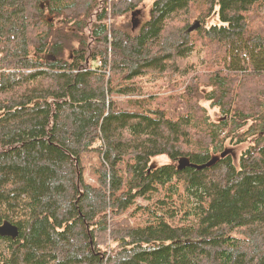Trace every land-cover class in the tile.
Returning <instances> with one entry per match:
<instances>
[{
	"label": "trees",
	"instance_id": "obj_1",
	"mask_svg": "<svg viewBox=\"0 0 264 264\" xmlns=\"http://www.w3.org/2000/svg\"><path fill=\"white\" fill-rule=\"evenodd\" d=\"M109 1L0 0V264H264V0Z\"/></svg>",
	"mask_w": 264,
	"mask_h": 264
},
{
	"label": "rangeland",
	"instance_id": "obj_2",
	"mask_svg": "<svg viewBox=\"0 0 264 264\" xmlns=\"http://www.w3.org/2000/svg\"><path fill=\"white\" fill-rule=\"evenodd\" d=\"M148 17V12H147V6H145L143 4V6L141 8H139L137 11H136V14H135V17H134V21H135V26H134V30H138L139 28V25L143 24L146 19ZM215 24L216 23V20L214 19L213 22L212 20L210 21V24ZM194 23H192L193 25ZM181 75H182V86L178 89H181L187 82H188V77L186 76V71L185 69L181 72ZM178 76H176L177 78ZM209 114H210V117H211V120L213 122H217L219 120H222L224 117L223 115L218 112L217 110L215 109H210L209 110ZM249 144H243V145H240L238 147H234V148H228V150L230 149V151L232 152V154H234V161H238L239 159V155L241 154V152L248 146ZM169 162V159L167 156H157L155 158H153L151 160V167L152 168H157L161 165H164V164H167Z\"/></svg>",
	"mask_w": 264,
	"mask_h": 264
},
{
	"label": "water",
	"instance_id": "obj_3",
	"mask_svg": "<svg viewBox=\"0 0 264 264\" xmlns=\"http://www.w3.org/2000/svg\"><path fill=\"white\" fill-rule=\"evenodd\" d=\"M199 23L195 22L190 29L188 30V32L196 30L198 27ZM19 235V230L18 228L13 225L12 223L5 221L3 224L0 225V236H7L10 237L12 239H15L16 237H18Z\"/></svg>",
	"mask_w": 264,
	"mask_h": 264
},
{
	"label": "bare ground",
	"instance_id": "obj_4",
	"mask_svg": "<svg viewBox=\"0 0 264 264\" xmlns=\"http://www.w3.org/2000/svg\"><path fill=\"white\" fill-rule=\"evenodd\" d=\"M111 1V0H110ZM110 1H109V3H110ZM45 6V5H44ZM1 79H2V77H1Z\"/></svg>",
	"mask_w": 264,
	"mask_h": 264
}]
</instances>
